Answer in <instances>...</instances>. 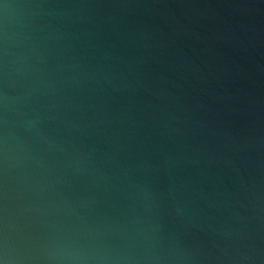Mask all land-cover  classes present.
<instances>
[{
    "label": "water",
    "instance_id": "obj_1",
    "mask_svg": "<svg viewBox=\"0 0 264 264\" xmlns=\"http://www.w3.org/2000/svg\"><path fill=\"white\" fill-rule=\"evenodd\" d=\"M3 32L35 45L45 87L25 111L44 139L2 108L0 130L17 121L50 191L100 223L151 221L177 264H264V0H0ZM3 69L0 95H24ZM38 171L0 166V229L38 219L21 181Z\"/></svg>",
    "mask_w": 264,
    "mask_h": 264
},
{
    "label": "clouds",
    "instance_id": "obj_2",
    "mask_svg": "<svg viewBox=\"0 0 264 264\" xmlns=\"http://www.w3.org/2000/svg\"><path fill=\"white\" fill-rule=\"evenodd\" d=\"M35 45L24 33H0V53L3 59L4 80L15 85L17 78L26 81L22 96L0 95V108L14 113L36 142L44 139L38 129L42 118L35 112L25 111L38 88L45 87L40 79L38 58L34 57ZM36 61L34 63L33 61ZM17 121H3L0 130V166L6 171L23 173L35 166L38 178L27 175L21 181L25 191L40 198L38 206L30 205L27 211L35 212L38 219L25 228L9 232L6 223L0 229V264H177L182 257L174 252L160 256L156 247V233L151 221L138 218L123 224L111 225L90 220L82 212L90 210L94 200L79 199L60 191H50L62 184L60 179H50L55 169L35 148L17 140L10 130ZM48 143H55L49 137ZM43 151H48L44 148ZM80 169L77 167L76 172ZM38 227L40 231L33 232Z\"/></svg>",
    "mask_w": 264,
    "mask_h": 264
}]
</instances>
